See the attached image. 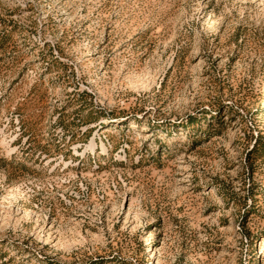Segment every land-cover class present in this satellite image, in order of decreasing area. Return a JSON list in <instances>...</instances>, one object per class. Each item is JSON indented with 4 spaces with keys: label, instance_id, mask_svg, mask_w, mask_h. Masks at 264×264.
I'll return each mask as SVG.
<instances>
[{
    "label": "rangeland",
    "instance_id": "374dc122",
    "mask_svg": "<svg viewBox=\"0 0 264 264\" xmlns=\"http://www.w3.org/2000/svg\"><path fill=\"white\" fill-rule=\"evenodd\" d=\"M0 264H264V0H0Z\"/></svg>",
    "mask_w": 264,
    "mask_h": 264
}]
</instances>
